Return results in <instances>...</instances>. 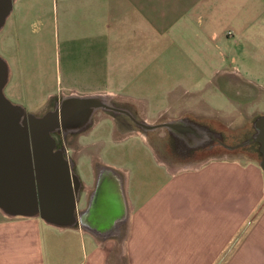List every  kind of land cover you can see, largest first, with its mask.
<instances>
[{"label":"crops","instance_id":"obj_1","mask_svg":"<svg viewBox=\"0 0 264 264\" xmlns=\"http://www.w3.org/2000/svg\"><path fill=\"white\" fill-rule=\"evenodd\" d=\"M61 6L67 19L80 14L83 34L69 91L49 99L107 95L146 103L126 92L157 80L173 88L163 90L172 112L174 88L195 80L197 70L225 64L228 52L236 53L230 38L257 30L256 0H61ZM14 76L10 68L9 81ZM160 164L166 178L145 191L132 190L128 169L98 161L93 181L80 177L75 213L65 197L35 202L26 190L0 189V264H68L79 244L78 264H264L259 162L226 156L173 170L164 159Z\"/></svg>","mask_w":264,"mask_h":264},{"label":"rangeland","instance_id":"obj_2","mask_svg":"<svg viewBox=\"0 0 264 264\" xmlns=\"http://www.w3.org/2000/svg\"><path fill=\"white\" fill-rule=\"evenodd\" d=\"M64 14L61 0H14L13 11L0 31V56L7 61L9 70L13 68L15 71V76L8 82L4 93L13 103L24 106L29 113L37 116H43L52 109V102L59 95L49 99L51 94H58L61 90L69 91L72 84L70 73L75 75L78 66L80 35L83 34L82 22L79 19L81 16L75 10L68 15L69 19ZM230 39L235 40L236 36ZM231 43L230 41V49H235ZM228 54L225 64L206 71L197 70L194 73L195 80L185 81L179 90L174 88V115L188 105L200 116L197 120H202L203 114L210 118L217 116L216 113H221V116L225 117L222 120L228 126L235 127L246 121V115L264 112V70L252 65L243 66L234 54ZM238 78L257 84L259 96L255 102L242 104L235 100L237 98L232 99L227 95H237L232 85H227V81L237 82ZM158 84L159 81L153 80L149 85L129 87L126 92L133 99L147 101L128 102V106L149 123L169 120L172 116V112L165 113L170 106L163 90L173 88H163L167 86ZM86 89L78 88L80 92L87 91ZM185 90L189 92L186 94ZM118 129V126L109 120H96L89 130L79 135L80 138L70 140L71 146L79 148H70L69 154L77 163L76 172L84 180L93 181L94 165L100 161L116 168L128 169L132 177V190L137 187L151 191L153 180L160 181L167 176L166 167L160 164L161 159L168 163L171 170L180 168V165H191V162L182 164L183 161L176 164L173 161L174 153L169 156L170 152L166 154L164 149L158 151L161 144H154L156 142L153 143L152 139L165 135L164 130H158L147 138L148 134L135 126L130 127L128 132ZM231 136L234 141L238 140V135ZM226 156L259 163L263 158H260V154L255 150L242 148L227 151L217 147L200 151L197 161L193 163L211 157ZM88 240L86 238L87 242ZM79 251L80 244L78 252H75L76 259L68 264L80 263L82 256L79 257ZM57 253L58 256L61 254L59 250Z\"/></svg>","mask_w":264,"mask_h":264},{"label":"water","instance_id":"obj_3","mask_svg":"<svg viewBox=\"0 0 264 264\" xmlns=\"http://www.w3.org/2000/svg\"><path fill=\"white\" fill-rule=\"evenodd\" d=\"M13 1L0 0V31L13 11ZM8 82L9 66L0 56V189L12 193L26 190L35 202L43 197L53 201L65 197L71 213H75L77 200L81 198L80 176L73 171L66 152L56 149L54 134L61 130L64 136L81 132L100 109L126 112L141 127L160 126L136 120L128 111L114 107L112 97L107 95L67 96L61 108L37 116L6 97ZM260 123L257 140L261 144L260 167L264 171V118ZM96 205V201L91 203V212L97 209Z\"/></svg>","mask_w":264,"mask_h":264},{"label":"flooded vegetation","instance_id":"obj_4","mask_svg":"<svg viewBox=\"0 0 264 264\" xmlns=\"http://www.w3.org/2000/svg\"><path fill=\"white\" fill-rule=\"evenodd\" d=\"M256 1L258 3V10L256 11L257 14L255 16L257 30L254 33V36H239L235 40H232V44L235 46L233 52L236 53L234 56L239 59V62H241L243 66L252 65L260 70H264V0ZM240 76L242 77V75ZM227 82V85H232L237 93L235 96L232 95L233 93H227L230 98H237L235 100L242 104L252 103L257 100L259 96L257 93L259 88L257 84L246 81L243 78H241V80L238 78L237 82H232L230 80ZM63 99L64 96L54 99L52 102L53 107L52 109H49V111L61 108L63 105ZM111 104L116 108L128 111L135 117L136 120L140 122L160 126L156 129L141 127L126 112L100 109L96 111L92 121L85 128H83L81 132L64 136L62 130L59 131L54 134L56 149L64 153L66 152L65 156L72 162L73 171L75 173H77V163L69 154V147L71 145L70 140L77 138L79 135L89 130L90 127L94 125L96 120H109L115 124V126H118L119 129L126 132H128L130 127L135 126L145 131V133L148 134L147 138L152 136L158 130H164L165 135L160 138L153 136L154 138L152 139V142H156L154 144H161L158 151L164 149L166 154L170 152L169 156L174 153L175 160L173 161L176 163L180 161L196 162L200 151L212 150L217 147H222L227 151H235L242 148L252 151L261 150V144L257 140V135L260 132L259 125L261 124L260 120L264 118V112H255L254 114L246 115L247 119L244 123H240L237 126L232 127L228 126L222 120L225 117H222L221 113H216L217 116H212L213 118L202 117V120H197L199 117L196 116L195 110L186 105L174 118H169V120L164 119L157 123H149L144 120L145 118L139 117L137 112L131 106H128V102H119L113 98L111 100ZM173 109H175V106ZM170 111L171 108L165 113L169 114ZM172 112L175 113V111ZM233 134L236 136L238 135L237 141L232 139L234 138L231 136ZM83 189L84 185L80 184V190L83 191Z\"/></svg>","mask_w":264,"mask_h":264},{"label":"trees","instance_id":"obj_5","mask_svg":"<svg viewBox=\"0 0 264 264\" xmlns=\"http://www.w3.org/2000/svg\"><path fill=\"white\" fill-rule=\"evenodd\" d=\"M260 154V158H262V153L260 151H257Z\"/></svg>","mask_w":264,"mask_h":264}]
</instances>
